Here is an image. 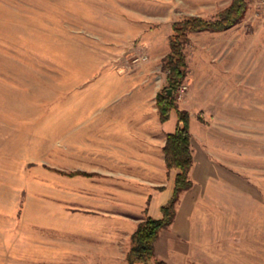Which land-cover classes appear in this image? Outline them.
Here are the masks:
<instances>
[{
	"label": "rangeland",
	"instance_id": "374dc122",
	"mask_svg": "<svg viewBox=\"0 0 264 264\" xmlns=\"http://www.w3.org/2000/svg\"><path fill=\"white\" fill-rule=\"evenodd\" d=\"M232 1L0 0V264H128L127 222L146 213L103 234L94 206L65 198L77 170L64 152L149 97L142 73L166 85L175 21L215 19ZM244 1L236 25L192 32L184 49L177 105L223 120L227 186L203 203L205 217L184 219L185 238L158 257L166 264H264V0ZM173 186L152 201L159 218Z\"/></svg>",
	"mask_w": 264,
	"mask_h": 264
},
{
	"label": "crops",
	"instance_id": "0c3cea01",
	"mask_svg": "<svg viewBox=\"0 0 264 264\" xmlns=\"http://www.w3.org/2000/svg\"><path fill=\"white\" fill-rule=\"evenodd\" d=\"M141 75L136 79L142 84V78L144 83L148 82L144 96L148 94L149 97L133 101L112 117H104L101 134L94 142L82 137L64 152L65 170L89 174L64 176L68 185L65 198L86 200L88 205L94 206L99 212L95 216L103 221L100 230L107 236L111 232L119 234L120 218L137 217L146 209L147 215L159 218V214L150 209L152 201L162 195L171 181L174 182L177 172L176 169L168 170L163 152L167 134L176 128V112H171L167 121H160L156 95L161 86L153 84V74L144 72ZM189 112L193 155L189 178L192 186L181 193L173 223L159 234L155 243L157 258L168 259L170 250L177 249V238L186 236L184 219L205 217L203 203L211 202L214 195L222 194L227 186V149L224 148L227 130L223 120L215 116L201 121L194 109ZM72 163L75 165L71 166ZM78 183L80 186L76 185ZM79 188H86L87 192L76 196ZM141 220L135 225L127 222L132 233Z\"/></svg>",
	"mask_w": 264,
	"mask_h": 264
},
{
	"label": "trees",
	"instance_id": "16d2710c",
	"mask_svg": "<svg viewBox=\"0 0 264 264\" xmlns=\"http://www.w3.org/2000/svg\"><path fill=\"white\" fill-rule=\"evenodd\" d=\"M244 0H233L231 5L220 11L215 19H204L200 16L183 17L172 24L169 36V52L163 57L162 69L166 71V85L156 95V105L161 122L169 119L171 112L177 116L176 128L167 134L163 147L168 170L176 169L173 193L171 198L161 207L162 216L154 218L147 215L137 225L131 235V245L127 255L128 264H166L155 255V243L160 232L169 227L176 216V206L182 192L192 186L189 171L193 165L190 132V112L178 108L176 92L186 78L188 63L185 46L189 43V34L198 31L221 32L236 25L244 15ZM172 93L169 94L168 90ZM202 120V119H201ZM82 174L74 172L69 175Z\"/></svg>",
	"mask_w": 264,
	"mask_h": 264
},
{
	"label": "water",
	"instance_id": "95a60500",
	"mask_svg": "<svg viewBox=\"0 0 264 264\" xmlns=\"http://www.w3.org/2000/svg\"><path fill=\"white\" fill-rule=\"evenodd\" d=\"M168 93H169V94H171V93H172V90H171V89H169V90H168Z\"/></svg>",
	"mask_w": 264,
	"mask_h": 264
}]
</instances>
